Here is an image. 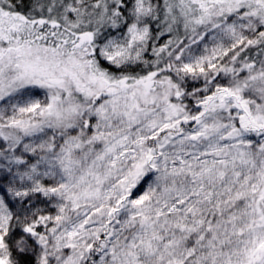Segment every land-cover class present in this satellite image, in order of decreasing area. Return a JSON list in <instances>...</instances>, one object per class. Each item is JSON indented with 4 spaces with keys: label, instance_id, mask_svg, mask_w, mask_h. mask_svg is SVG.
Here are the masks:
<instances>
[{
    "label": "snow or ice",
    "instance_id": "snow-or-ice-1",
    "mask_svg": "<svg viewBox=\"0 0 264 264\" xmlns=\"http://www.w3.org/2000/svg\"><path fill=\"white\" fill-rule=\"evenodd\" d=\"M0 264H264V0H0Z\"/></svg>",
    "mask_w": 264,
    "mask_h": 264
}]
</instances>
